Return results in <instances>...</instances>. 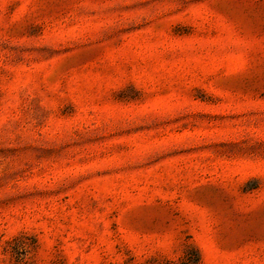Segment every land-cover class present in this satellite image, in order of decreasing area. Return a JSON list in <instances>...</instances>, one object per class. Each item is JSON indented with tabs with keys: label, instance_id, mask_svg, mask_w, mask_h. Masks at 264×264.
<instances>
[{
	"label": "rangeland",
	"instance_id": "rangeland-1",
	"mask_svg": "<svg viewBox=\"0 0 264 264\" xmlns=\"http://www.w3.org/2000/svg\"><path fill=\"white\" fill-rule=\"evenodd\" d=\"M0 264H264V0H0Z\"/></svg>",
	"mask_w": 264,
	"mask_h": 264
}]
</instances>
